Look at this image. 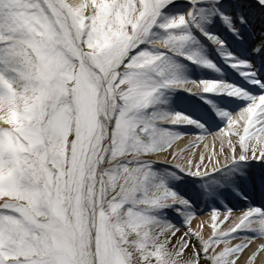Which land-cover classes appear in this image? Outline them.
Masks as SVG:
<instances>
[{
  "label": "snow or ice",
  "instance_id": "1",
  "mask_svg": "<svg viewBox=\"0 0 264 264\" xmlns=\"http://www.w3.org/2000/svg\"><path fill=\"white\" fill-rule=\"evenodd\" d=\"M0 264H264V0H0Z\"/></svg>",
  "mask_w": 264,
  "mask_h": 264
}]
</instances>
